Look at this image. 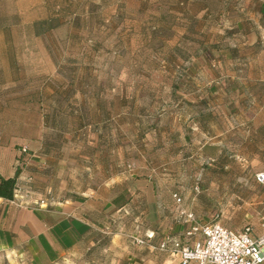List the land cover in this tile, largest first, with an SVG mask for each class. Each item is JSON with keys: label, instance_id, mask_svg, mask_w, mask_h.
<instances>
[{"label": "rangeland", "instance_id": "1", "mask_svg": "<svg viewBox=\"0 0 264 264\" xmlns=\"http://www.w3.org/2000/svg\"><path fill=\"white\" fill-rule=\"evenodd\" d=\"M261 4L264 0H0V101L9 102L0 110V120L8 121L4 131L27 138L40 134L52 145L73 135L77 141L62 150L65 157L78 155L81 123L96 115L84 103L89 109L97 103L135 104L150 125H160L169 106L178 112L182 74L203 75L197 83L206 87L228 85L226 79L234 77L235 94L216 97L217 107L228 102L226 117L219 110L218 118L235 127L228 171L219 161L211 163L212 177L227 189L233 206L218 209L214 219L238 230L259 228L264 86L244 78L264 76ZM179 98L185 104L191 96ZM152 162L153 184L161 193L166 166L162 159ZM178 167L175 161L171 173ZM171 177L177 187V176Z\"/></svg>", "mask_w": 264, "mask_h": 264}, {"label": "crops", "instance_id": "2", "mask_svg": "<svg viewBox=\"0 0 264 264\" xmlns=\"http://www.w3.org/2000/svg\"><path fill=\"white\" fill-rule=\"evenodd\" d=\"M258 14L264 17L263 7ZM181 76L177 105L172 101L178 112L168 105V118L160 125H150L146 111L135 104L97 103L89 109L84 103L96 115L81 123L83 149L78 155L65 157L62 150V145L77 141L73 135L64 144L52 145L40 134L10 136L4 131L8 121L0 120V175L13 177L21 167L14 198L0 197V264H182L179 254L158 248L163 236L172 234L192 244L194 237L185 236L188 229L214 222L218 209L233 206L227 189L212 177L211 163L219 161L221 170L228 171L235 127L218 118L219 110L226 117L228 102L217 107L216 97L235 91L234 77L226 79L228 85L206 87L197 83L201 74ZM244 79L264 86L263 75ZM179 96L191 99L184 104ZM4 104L9 102L0 101V110ZM22 147L29 152L22 154ZM156 159L166 166L161 193L152 180ZM175 161L179 167L172 174ZM171 176H177V187ZM174 193L182 197L181 207L195 214L193 222L178 220ZM251 228L254 235L261 234L262 221L259 228ZM148 235L153 236L144 245L130 238Z\"/></svg>", "mask_w": 264, "mask_h": 264}, {"label": "built area", "instance_id": "3", "mask_svg": "<svg viewBox=\"0 0 264 264\" xmlns=\"http://www.w3.org/2000/svg\"><path fill=\"white\" fill-rule=\"evenodd\" d=\"M22 152H28L23 147ZM130 167V166H129ZM256 179L264 185V172L256 174ZM175 201L180 205L178 220L193 222L195 214L182 208L183 199L174 193ZM153 235L144 237L131 236L132 241L138 245L148 243ZM188 239L194 237L193 243L181 238L166 234L161 239L158 248L163 251L180 255L182 264H264V215L262 217V232L259 235L252 233V228L235 231L225 227L222 223L214 221L206 225H193L185 233Z\"/></svg>", "mask_w": 264, "mask_h": 264}, {"label": "trees", "instance_id": "4", "mask_svg": "<svg viewBox=\"0 0 264 264\" xmlns=\"http://www.w3.org/2000/svg\"><path fill=\"white\" fill-rule=\"evenodd\" d=\"M53 18L42 20L39 24H44L52 22ZM55 25L50 24L49 27H54ZM29 152V150H28ZM26 152V153H28ZM22 154H26L21 151ZM20 163L23 162L22 156L20 157ZM21 173V167L19 166L16 170V173L13 177L5 178L0 175V197L5 199H13L18 188V178Z\"/></svg>", "mask_w": 264, "mask_h": 264}]
</instances>
